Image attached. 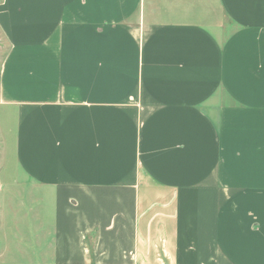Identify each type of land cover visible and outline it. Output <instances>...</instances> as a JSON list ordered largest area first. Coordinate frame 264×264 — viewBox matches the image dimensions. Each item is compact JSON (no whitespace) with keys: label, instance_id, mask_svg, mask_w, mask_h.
<instances>
[{"label":"crops","instance_id":"obj_1","mask_svg":"<svg viewBox=\"0 0 264 264\" xmlns=\"http://www.w3.org/2000/svg\"><path fill=\"white\" fill-rule=\"evenodd\" d=\"M0 30L51 264H264V0H1Z\"/></svg>","mask_w":264,"mask_h":264},{"label":"rangeland","instance_id":"obj_2","mask_svg":"<svg viewBox=\"0 0 264 264\" xmlns=\"http://www.w3.org/2000/svg\"><path fill=\"white\" fill-rule=\"evenodd\" d=\"M8 45L0 30V66ZM15 138L16 121L0 107V264H51L57 198L23 179Z\"/></svg>","mask_w":264,"mask_h":264}]
</instances>
